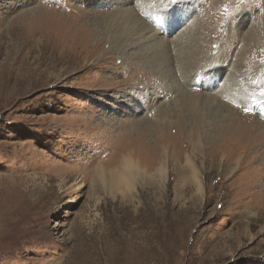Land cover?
Here are the masks:
<instances>
[{
    "label": "rangeland",
    "instance_id": "obj_1",
    "mask_svg": "<svg viewBox=\"0 0 264 264\" xmlns=\"http://www.w3.org/2000/svg\"><path fill=\"white\" fill-rule=\"evenodd\" d=\"M262 93L264 0H0V264H264Z\"/></svg>",
    "mask_w": 264,
    "mask_h": 264
},
{
    "label": "bare ground",
    "instance_id": "obj_2",
    "mask_svg": "<svg viewBox=\"0 0 264 264\" xmlns=\"http://www.w3.org/2000/svg\"><path fill=\"white\" fill-rule=\"evenodd\" d=\"M134 144V143H133ZM130 149V148H129ZM132 152L134 151V154H135V150L134 149H132L131 150ZM128 156H129V154H128ZM123 159V158H122ZM124 160V159H123ZM154 164V163H153ZM122 166L124 167V169H127V170H129V171H133V172H139L140 170H139V167L138 166H136L135 164H134V162H133V158H131V157H128V158H126L123 162H122ZM146 166H148V167H151L152 165L150 164V163H148V164H146ZM155 168V170H154V172L151 174V175H147L144 171H142V172H144V173H142V175H143V177L145 178V180L147 181V182H152L153 181V179L154 178H156V177H154V178H152V176H156V175H158V174H162L163 173V166L160 164V165H158L157 167H154ZM147 169H149V168H147ZM140 173V172H139ZM141 174V173H140ZM104 175V173L102 172V171H97L96 172V176H103Z\"/></svg>",
    "mask_w": 264,
    "mask_h": 264
},
{
    "label": "snow or ice",
    "instance_id": "obj_3",
    "mask_svg": "<svg viewBox=\"0 0 264 264\" xmlns=\"http://www.w3.org/2000/svg\"><path fill=\"white\" fill-rule=\"evenodd\" d=\"M262 94H264V93H262ZM247 111V110H246Z\"/></svg>",
    "mask_w": 264,
    "mask_h": 264
}]
</instances>
